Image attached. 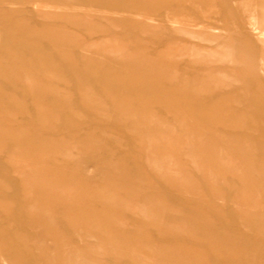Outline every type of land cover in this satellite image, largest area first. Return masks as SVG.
<instances>
[{
  "label": "rangeland",
  "instance_id": "374dc122",
  "mask_svg": "<svg viewBox=\"0 0 264 264\" xmlns=\"http://www.w3.org/2000/svg\"><path fill=\"white\" fill-rule=\"evenodd\" d=\"M0 264H264V0H0Z\"/></svg>",
  "mask_w": 264,
  "mask_h": 264
},
{
  "label": "bare ground",
  "instance_id": "6f19581e",
  "mask_svg": "<svg viewBox=\"0 0 264 264\" xmlns=\"http://www.w3.org/2000/svg\"><path fill=\"white\" fill-rule=\"evenodd\" d=\"M26 78V77H25ZM207 81V80H206ZM211 83V82H210ZM158 123V122H157Z\"/></svg>",
  "mask_w": 264,
  "mask_h": 264
}]
</instances>
